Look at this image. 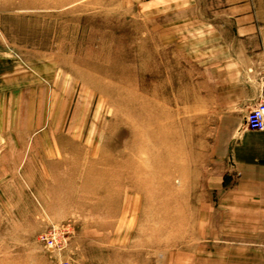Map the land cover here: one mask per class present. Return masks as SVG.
Instances as JSON below:
<instances>
[{
    "label": "rangeland",
    "instance_id": "rangeland-1",
    "mask_svg": "<svg viewBox=\"0 0 264 264\" xmlns=\"http://www.w3.org/2000/svg\"><path fill=\"white\" fill-rule=\"evenodd\" d=\"M245 81L264 0H0V264H264L263 205L225 197L264 146Z\"/></svg>",
    "mask_w": 264,
    "mask_h": 264
},
{
    "label": "crops",
    "instance_id": "crops-1",
    "mask_svg": "<svg viewBox=\"0 0 264 264\" xmlns=\"http://www.w3.org/2000/svg\"><path fill=\"white\" fill-rule=\"evenodd\" d=\"M254 33L256 34L257 32ZM245 83L246 85L243 86V91L248 92V110L251 111L261 98L262 88L257 83L250 81H245ZM227 154L230 156L235 174H231L230 176L233 179L232 183L234 185L230 189H225L228 192L225 197L236 200H252L251 202H255L257 205H263L264 207V146L249 142H240L236 143V145H229ZM251 213H256L258 218H260L261 214L264 215V209L251 210ZM259 226L260 223L257 227ZM238 233L240 232L238 231ZM231 235L236 236L233 232ZM240 235L252 237L251 240L244 241L248 245H264V231L260 232L255 229V231H249V234L242 232Z\"/></svg>",
    "mask_w": 264,
    "mask_h": 264
},
{
    "label": "built area",
    "instance_id": "built-area-1",
    "mask_svg": "<svg viewBox=\"0 0 264 264\" xmlns=\"http://www.w3.org/2000/svg\"><path fill=\"white\" fill-rule=\"evenodd\" d=\"M246 127L252 131H264V94L258 104L249 112L246 117ZM52 226L48 232L42 235V239L46 241L53 250L61 251L69 242L73 233L71 228ZM59 264H71L68 260H62Z\"/></svg>",
    "mask_w": 264,
    "mask_h": 264
}]
</instances>
